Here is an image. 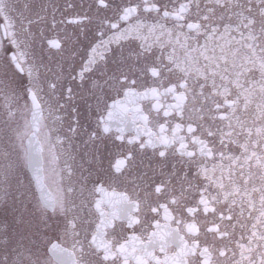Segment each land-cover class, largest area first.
I'll list each match as a JSON object with an SVG mask.
<instances>
[{"label":"snow or ice","instance_id":"1","mask_svg":"<svg viewBox=\"0 0 264 264\" xmlns=\"http://www.w3.org/2000/svg\"><path fill=\"white\" fill-rule=\"evenodd\" d=\"M0 264H264V0H0Z\"/></svg>","mask_w":264,"mask_h":264}]
</instances>
